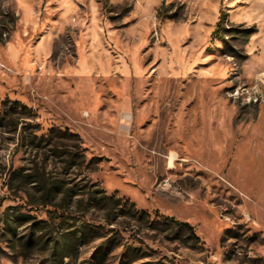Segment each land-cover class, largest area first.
<instances>
[{"label":"rangeland","instance_id":"374dc122","mask_svg":"<svg viewBox=\"0 0 264 264\" xmlns=\"http://www.w3.org/2000/svg\"><path fill=\"white\" fill-rule=\"evenodd\" d=\"M6 97L36 117L0 128V264H264V0H0ZM95 189L148 218L107 222Z\"/></svg>","mask_w":264,"mask_h":264},{"label":"trees","instance_id":"16d2710c","mask_svg":"<svg viewBox=\"0 0 264 264\" xmlns=\"http://www.w3.org/2000/svg\"><path fill=\"white\" fill-rule=\"evenodd\" d=\"M224 15L225 13L220 14L218 24L224 18ZM35 117V112L19 101H11L7 97L0 101V128H5L6 126H8L10 127L11 131H15L17 129L18 121L30 118L35 119ZM34 125L37 129L40 128L39 123L36 122L34 123ZM53 130L54 129L52 128L48 129L47 134H41L39 138L45 136H48L49 138L50 136H52ZM64 132L66 133V131ZM81 154V151L70 153L68 156H66V163L70 166H74L75 164H77V161H81L83 156ZM61 155H66V151H63ZM12 178H19V182H21V184H24L25 182L27 184H31V186H33V188L35 189V202L44 206L59 208L60 206H62V202H65L67 203V205L71 206L72 198L78 194V192L75 191L72 187L62 191V184L60 183V181L50 180L48 177H44L40 172H31L22 175L19 170H12L9 173V179L12 180ZM18 189H20V185ZM60 193L61 199L59 201H56L55 199ZM77 202H81V200H78ZM85 206L86 208H100L104 213L105 220L111 223L115 222L120 215H123L125 213H129L138 221L142 220L148 214L146 211L136 209L133 202L129 201L128 199L123 197H114L113 194L106 195L102 189H95L87 193ZM163 219L165 223H173L174 225H176L175 227L171 228L170 236L172 239H180L182 235L186 233L184 238L186 240H189L191 244H196L199 242V238L196 235L193 226L188 222L178 221L172 217L167 216H164ZM41 224L43 225L45 223ZM148 225L152 229L155 228L154 222H150ZM39 228L42 229L44 227ZM59 252L60 250L58 249V242L56 239H54L52 251L50 253L54 261L57 260L59 256H61V254L59 255Z\"/></svg>","mask_w":264,"mask_h":264}]
</instances>
